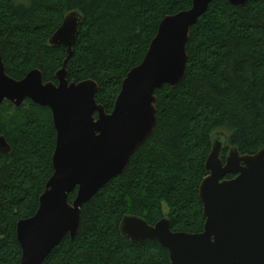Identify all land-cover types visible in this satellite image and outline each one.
<instances>
[{"label":"trees","instance_id":"1","mask_svg":"<svg viewBox=\"0 0 264 264\" xmlns=\"http://www.w3.org/2000/svg\"><path fill=\"white\" fill-rule=\"evenodd\" d=\"M190 6L191 0H0L2 61L16 80L38 69L44 82L56 84L66 54L49 37L66 14L78 11L83 21L67 79L95 81V101L110 113L160 21ZM186 52L182 81L155 91L152 133L126 170L82 206L77 235H66L44 264H170L159 243L123 237L121 219L136 215L153 225L167 217L173 231L199 233L205 217L198 186L207 174L211 136L227 137L223 161L229 147L246 155L264 148V0L241 7L212 0L191 28ZM0 136L11 147L0 152V264H20L16 223L34 215L53 172L50 109L29 99L19 107L5 100ZM75 195H68L70 203Z\"/></svg>","mask_w":264,"mask_h":264},{"label":"water","instance_id":"2","mask_svg":"<svg viewBox=\"0 0 264 264\" xmlns=\"http://www.w3.org/2000/svg\"><path fill=\"white\" fill-rule=\"evenodd\" d=\"M228 1L241 7L249 0ZM211 2L191 0L189 9L160 21L141 63L123 79L110 113L95 101V81L67 79L66 63L83 21L78 11L66 14L49 37V45L61 47L66 54L56 84L44 82L38 69L21 80L10 77L0 52V104L7 100L19 107L29 99L47 107L56 131L53 172L37 210L16 223L20 264H44L66 235L74 239L82 206L126 170L155 127V91L164 85L175 87L184 78L189 32ZM211 144L207 174L198 186L205 217L201 232L173 231L167 217L150 225L136 215H125L119 231L133 244L159 243L167 250L170 264H264V148L246 155L229 147L223 161L227 137L216 132ZM10 150L0 136V152ZM73 191L76 195L70 203L68 195Z\"/></svg>","mask_w":264,"mask_h":264},{"label":"rangeland","instance_id":"3","mask_svg":"<svg viewBox=\"0 0 264 264\" xmlns=\"http://www.w3.org/2000/svg\"><path fill=\"white\" fill-rule=\"evenodd\" d=\"M167 211H168L167 207L165 205H163V212L167 213Z\"/></svg>","mask_w":264,"mask_h":264}]
</instances>
